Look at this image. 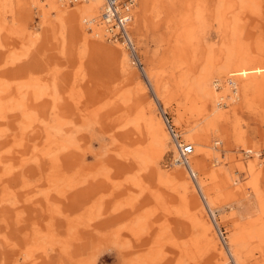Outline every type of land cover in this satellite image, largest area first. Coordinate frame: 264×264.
Returning <instances> with one entry per match:
<instances>
[{"label": "rangeland", "instance_id": "374dc122", "mask_svg": "<svg viewBox=\"0 0 264 264\" xmlns=\"http://www.w3.org/2000/svg\"><path fill=\"white\" fill-rule=\"evenodd\" d=\"M28 1L0 0V162L6 163L0 164V217L2 218L0 219V264H25L26 261L23 262L21 258L15 263L14 260L18 257L14 253L23 246L26 239L42 240L43 237L42 242L46 240V243L43 242L45 245H42L40 251L34 252L36 256L43 254L36 264H75L76 261L78 262L76 264L209 263V257L214 252L205 249L201 252L196 251H199L195 259L198 262L192 263L185 259L187 262L185 263L184 259L181 260V249L183 251L191 246L194 240L201 241L200 236H204L201 228L195 227L191 221L194 214L199 213L194 206L196 200L201 201L198 191L188 193L189 196L186 195L185 200V195L175 191L179 188L175 179H168L169 184L167 178H161V173L159 177L160 169L169 173L176 171L177 167L173 164L171 152L165 154L164 160L160 159L159 169L157 159L147 160V157L154 158V153H151V156L149 154L144 161L141 159V151L148 147L150 142H143L142 137L145 134L136 133L137 128L132 123L137 117L135 113L148 108V102L144 101V98L148 97L149 101L154 99L156 104L158 103L166 120L168 118L175 132L181 135L182 128L193 123L195 119L185 109L188 108L186 80L192 81L194 78L193 80L197 81L202 69L207 66V62L200 55L204 56L209 51L215 50L213 53L216 56L215 66H218L217 58L220 55L221 58H225V53L220 51L222 49L226 51V48L231 46L229 34L225 29L218 27L213 15L208 14L205 20L206 33L204 34L202 28L196 27L203 41H201L203 45L197 48L200 54L198 58L194 59L188 51H180V49L174 54L173 48L178 49V45L175 36H172L174 35V30L170 29L172 25L167 23L168 18L174 19V23L178 20L180 22V15L186 11L183 8L188 1L177 0V5H174L176 8H166L161 18L155 19L156 25L151 22L149 24L151 27L149 26L150 28L145 30L143 35L137 32L133 34L132 39L136 46L133 58L136 64L132 63L133 66L127 74L122 71L118 60L99 48L101 42L86 43L80 37L79 30L75 27L76 22L70 17L75 11L74 6L70 5V15L64 20L56 19L51 15L50 21L45 24L39 10L31 7ZM137 1L140 3V0ZM189 1L196 5L203 0ZM211 4L216 6L215 1ZM252 9L244 13L247 16L245 24L248 29L256 31L255 27L264 25V1ZM199 22L197 23L200 24ZM11 32L12 34L17 32L15 33L17 37ZM25 35H30V38L22 40V36ZM209 46L212 49L209 50ZM201 47H204L203 50H200ZM246 49L257 57L263 54L264 41H257V36L254 35L247 39ZM128 52L133 54L131 50ZM149 69L158 78V80L155 78L160 88L158 99L153 84L146 76L145 70ZM179 69L182 70H180L182 74L179 73ZM75 77L79 80L76 81ZM140 78L146 86L145 93L141 95L143 99L140 97L141 101L138 100L137 93V83ZM19 89L24 95L21 94L22 92L19 95ZM249 95L255 96L256 92L252 91ZM93 98L98 100L97 105L92 108L93 116L87 121L82 120L76 103L80 105L81 102L83 104ZM252 104L240 101L236 105L228 106L227 117L218 120L216 126L229 144L225 147L222 146L223 144L220 145L224 148V151L220 152L221 159L211 164L216 170L224 167L229 176L238 177L240 184L249 194L247 196L242 195L243 193L228 194L229 190L222 185L216 186L212 183L209 173L202 175L207 180L206 186L214 201L213 208L217 217L212 215L209 217L207 211L203 214H207V218L212 220L214 232L218 230V238L226 249L231 264H237L230 250L229 242L233 237L231 235L243 230L259 213L258 202L252 192L256 182L264 201V164L259 178L250 175L248 169L242 165L254 159L257 151H259L258 157L264 163V98H257ZM118 107L121 109L120 113L117 110L110 113L112 109ZM180 119L181 123H179ZM238 132L242 133L241 140ZM63 136H66V139ZM180 140H183V137H180ZM70 141L74 144L69 143ZM50 142L53 144L51 145ZM241 142L252 148L242 146ZM69 147L71 149H68ZM138 150H141L140 153ZM36 153L40 154V162L33 163L34 160L29 158ZM220 173L223 175L225 172L220 171ZM82 179L85 183L81 184ZM30 192L34 197L29 194ZM161 197L165 200L162 201L163 203ZM14 202H18L19 205ZM133 208L137 210L134 216L130 214ZM139 222L142 224L140 225ZM126 226H129V231ZM18 227L19 230H16ZM35 228L36 230L39 228V231H35ZM142 230L145 232L143 233ZM104 234L109 236H103ZM114 234L121 236L120 239ZM191 234H199V237ZM2 236L9 241L5 242ZM61 237L64 241L67 239L65 245ZM54 240L58 243L56 246ZM50 241L54 244L52 245ZM145 243L147 245H143ZM245 245L237 246L238 259L241 261L239 264L254 263L262 256L260 252H264V243L259 239H249ZM41 249H45L46 254L42 253ZM146 250L148 251L145 252ZM157 252L161 255L159 256ZM4 255L7 257L5 258ZM87 257L89 259L86 261Z\"/></svg>", "mask_w": 264, "mask_h": 264}, {"label": "bare ground", "instance_id": "6f19581e", "mask_svg": "<svg viewBox=\"0 0 264 264\" xmlns=\"http://www.w3.org/2000/svg\"><path fill=\"white\" fill-rule=\"evenodd\" d=\"M76 1H78V0H29L28 3L31 7L37 8L39 10V14L43 20V23H45V24L47 21H50L49 18L51 17V15H54V17L56 19L64 20L66 17H68L70 15V12H69L70 5L74 6L73 9H75V11L72 15H70V17L72 18V20L74 22H76L75 27L77 28V30H79L80 37L86 43L96 44V42H101L99 48L102 49L104 52H106L107 55L112 56L114 59L118 60V62L121 65L122 71L127 72V74H128V71H130L132 66H133L132 63L134 62L133 64H136L134 61V58H133V57H135L134 54L136 52V46L134 45V42L132 39L133 34H135V32H137L138 34L142 33V35H143V32H145V30L147 31L151 27L149 25L151 22L155 23V25L157 24L155 22V19L158 17L161 18V15L164 14V11L166 8H173L174 5H177V2H176L177 0H140V3H139V1L136 0V2L134 4L133 12L130 13V15H128L127 19L122 21L123 23H125V21L127 22L129 20H133L131 25H130V29H129L130 31H127L128 32L127 36H126L127 42L126 43H124V42L119 43L118 41L111 40L110 34L107 33V27L105 28L103 23H101L99 20L101 11H103V9L105 11V8H104L105 0H81L80 2H77V3H76ZM188 1L185 5V8H183L184 10L186 9L185 12L181 13V11L178 10L181 13L180 22L178 20L177 23H174L173 22L174 19H172L170 17L168 18L169 20L167 19L168 22L166 21L167 23L172 25V26H170V29L174 30V33H173L174 35H172V36H175V42L178 45L177 46L178 49L173 48V49H175L174 54H175L176 50L180 49V51L181 50H183L185 52L188 51L192 58H194V59L198 58V55H200V54L198 53L199 50L197 48L203 44L201 43L202 37H200V34L197 31L196 27L202 28V30L204 31V34L206 33L205 20H206L208 14L213 15L214 19L218 23V27L220 29H222V28L225 29V31L229 34L230 39H231V46L226 48V51H224L223 49L220 51L223 54L225 53V58H221V55L219 58H217V60L219 62L218 66H215L216 65V59H215L216 56L213 54V53H215L214 52L215 50L209 51L207 54H205L204 56L206 58L204 56L200 55L202 58H204L205 62H207L206 63L207 66H204V68L202 69L203 70L202 72L200 71L201 73H200L197 81H194L193 80L194 78L191 81L190 79H188L187 74L185 75L186 78L188 79V80H186V81H188V85H187L188 87L187 88L184 87V88H186V98H187V105L186 106L188 107L185 109H187V111L191 115H193L195 119H194L193 123H190V125H188L187 127L182 128L181 135L179 133L175 132V130L173 128L174 126L170 125L168 118H167L168 121L166 120L164 114L160 111V108L157 105L158 103L156 104L154 99L153 100L151 99L149 101L148 97L144 98L145 99L144 101L148 102V108L143 109V111L141 110V111H138L137 113H135V114H137V117L135 119V122L134 123L131 122V123L135 124V126L137 128L136 133L139 132V133L145 134V136L142 137V138H144L143 142H148V141L150 142L148 147L143 148L142 151L138 150V152L139 151L142 152V154H140V157H142L141 159H143V161H144V159L149 154L151 156V153H154V155H155V156L153 155L154 158L150 159L149 157H147L148 158L147 160L151 161L152 159H157L156 163H157V166L159 169L160 164H161L160 159L164 160L163 157L165 156V154L168 152H171L173 155L172 156L173 160H174L173 164L175 167H177L176 171L169 173L168 171L163 172L164 169H160L162 171H160V170L158 171L159 177H160V173H161V178H167V181H168V179H175L177 181L178 187H179L178 191L177 190H175V191L178 192V194H182L183 196L185 195V200H186V195H188V193H190V192H194V191L197 192L198 191L197 193L200 195L201 201L196 200L194 203L195 209L196 210L198 209L199 213L198 214L195 213L194 217H192L193 219L191 218V221L194 223L195 227L201 228V230H202L201 232L204 236H200V237H202V239L200 238L201 241H197V242L195 240L193 241V239H191L194 243L192 242L193 244L191 246L187 245L189 247H187L183 251L179 247L182 251V252L180 251L181 260L184 259V261H185V259H186L192 263L198 262L197 260L195 261V259L197 258V256H198L197 253L199 251L198 252H196V251L200 250V252H201L205 249V251L209 250V251H213L214 253L212 254V256L209 257V263L206 262L204 264H231L230 263V257L228 256L226 249L221 244L220 239L218 238V235H217L218 230H216L217 232H214V229H213L214 224H212L211 219L207 218V214L209 215V217H211V215L213 217H215L216 213H215V210L213 208L214 201L211 199V193H210L209 189H207V186H206L207 180L204 179V177H202V175L209 173L210 174L209 179L212 180V183L216 186L218 184H219V186L222 185L223 188L229 190V192L227 191L228 194L232 193V195H236L239 193H241V194L243 193L242 195H244V196H247L249 194V192L246 191V189H244L242 187V185L240 184L241 181L239 180L238 177H236L235 175L229 176V174L226 173L227 169L224 167L218 168V170H216V169H214L215 166H212L211 164L217 163L221 159L220 152L224 151V148H222L220 145L223 144L222 146L225 147L226 144L227 145L229 144V142H226V140L224 139L223 134L220 133V129H218L216 126L218 120H222L223 118L227 117L228 106L236 105L240 101L245 102V103L250 102V104H252L253 102L255 103L257 98H259V99L264 98V51H263V54H259L257 57H254L250 53V51L246 49L247 39H249L250 37H252L254 35L257 36V41H259V40L264 41V25L255 27L256 31L248 29L246 27V24H245V19L247 18V16H246V14L244 15L245 11L253 10L252 8H256L257 6L261 5V3L264 0H203L201 2H198V4H196V5L193 4V2H190V1L188 2ZM212 1H215L216 6H213L211 4ZM137 4H138V6H137ZM137 8H138V11H137ZM174 8H176V7H174ZM210 15H209V17H210ZM105 17L107 19H109L108 22H110L111 17L107 13V11H105ZM197 22H199L200 24H198ZM53 25H54V23H53ZM122 27H125V26H122ZM202 30L200 31L201 33H202ZM8 31H10V30H8ZM25 31L27 32V30H25ZM21 32L23 33V31H21ZM15 33H17V32H15ZM11 34H12V32H11ZM14 34H12V35H14ZM15 36H16V34H15ZM19 36H21V35L19 34ZM29 36L30 35H25L24 37L22 36V38H23L22 40L26 39L27 37L30 38ZM19 40H20V38H19ZM242 43H244L243 46H242ZM206 45H208V44H206ZM202 48H204V47H201L200 50H203ZM208 48H209V50L212 49V48H210V46ZM128 50L129 51L131 50L133 52V54H130L128 52ZM170 51H172V50H170ZM235 51H237V52L234 53ZM182 53H184V52H182ZM184 63H186V61H184ZM201 66H203V65L201 64ZM180 70L181 69H179V73H181ZM145 71H146L147 79L149 80V82L151 81V83L153 84V88L155 90L154 91L155 96L158 99V97L160 95V92H159L160 88H159V83L157 82V80H158L157 75H154L152 70H150V69L145 70ZM193 72H195V71H193ZM190 73H191V71H190ZM197 74H199V73H197ZM197 74H196V77L198 76ZM76 76H78V75H76ZM182 76H184V75H182ZM78 78H79V76H78ZM78 78H76L77 80L76 79L75 80L78 81L79 80ZM155 78L157 80H155ZM135 81L137 82L138 80L136 79ZM154 81H156L157 83ZM183 82H185V81H183ZM73 84H74V82H73ZM137 85H138L137 93L139 94L138 100L141 101L143 99L142 94L145 93L144 91L146 90V86H145V84L141 78L138 81ZM18 91H19V95H20V93L22 91H20V89ZM252 91L256 92L255 96L249 95V93H251ZM9 93H11V92H9ZM23 93L24 92H22L21 94L24 95ZM78 97L80 98V96H78ZM140 97L142 99H140ZM124 102H126V100ZM97 103H98V100H96L94 98L91 99V101H89V102L88 101L84 102L83 104L81 102L80 105L78 102L76 103L77 108H78L79 113H80L79 115H80L82 120L87 121V119H89L93 116L94 112H93L92 108H94L97 105ZM255 106H258V105H255ZM254 108H256V107H254ZM114 110L115 111L117 110V112H119L121 109H120V107L114 108L111 110L110 113H114ZM158 111H160V113ZM204 112H206V113L204 114ZM119 113H117V114H119ZM179 123H181V119L179 120ZM126 124H127V121H126ZM54 127H56V126H54ZM122 127H125V126H122ZM241 127L242 126H240V128ZM59 128H61V127H59ZM46 131H48V130H46ZM73 131H74V129H73ZM60 132H62V131L60 130ZM77 133H79V132H77ZM238 133L240 135L239 139L241 140L242 133H240V132H238ZM72 134H74V132ZM65 137L63 136V138H65ZM180 137H183V140H180ZM68 138H69V136H68ZM56 139H59V138H56ZM69 139H71V138H69ZM89 139H90V137H89ZM125 140H127V138H125ZM73 141H75V140H73ZM183 141L190 142V143H184ZM71 142L72 141H70L69 143H71ZM81 142H85V141H81ZM137 143L140 144L141 142H137ZM50 144H51V142H50ZM73 144L74 143L72 142V145ZM241 144H242V142H241ZM187 145H192L194 148L193 153L189 157H185L182 154L183 152L181 150L182 147H185ZM243 145L247 146L250 149L252 148L251 146L247 145L246 143H243L242 146ZM80 146H81V144H80ZM136 146H137V144H136ZM137 147H139V146H137ZM68 149H71V148L69 147ZM60 150H61V148H60ZM249 151H251V150H249ZM133 152H136V151H133ZM252 152L254 153V151H251V153ZM33 155H32L33 157H30L29 159L34 160V161H32L33 163L40 162L39 161L40 154L37 155V153H36ZM46 155H47V152H46ZM54 155H55V153H54ZM119 155L123 156L122 154H119ZM132 155H133V153H132ZM255 155H256L255 156L256 158L254 157V159L248 161V164L242 163V165L248 169V172L250 175H254L255 178H257V177L259 178V176L261 174L260 172L262 170L261 167L263 166L264 163L258 157L259 151H257ZM52 157L55 158L54 156H52ZM238 161L241 162V160H238ZM2 163H5V162L1 161L0 164H2ZM79 164H81V163H79ZM144 164H145V162H144ZM153 164H155V163H153ZM61 165H63V164H61ZM8 167H11V166H8ZM142 168H143V166H142ZM71 169H73V167ZM220 171L221 172L224 171L225 173H223V175H222L220 173ZM0 178H1V176H0ZM59 182H60V179H59ZM83 182L84 181L82 179L81 184ZM63 183H65V182H63ZM169 184H170V182H169ZM61 186H63V184ZM172 186L174 187V185H172ZM216 186H214V187H216ZM175 187H177V185ZM5 190H6V188H5ZM252 192H253V194H255V198L257 199V202L259 205L258 206V212L259 213H258V215L254 221H251L246 227L242 226V227H244L243 230H240V232L236 231V233L234 232V234L231 235L233 237L230 239V242H229L231 254L235 258V261L237 264H239V261H240L238 259L239 258V253H238L239 251H238V247H237L238 245L239 246L243 245V247L246 246L245 244L248 243L249 239H257V240L259 239L261 243H264V201H263L262 192L260 190L258 182H256L253 185ZM29 194L31 195V192ZM253 194H250V196ZM31 196L34 197V195H31ZM31 196H30V198H31ZM14 199H16V198H14ZM179 199H180V196H179ZM2 200H1V202H3ZM163 200L164 199L162 198L161 203H163L162 202ZM12 201H13V199H12ZM29 202L31 203V200ZM16 203L18 204V202H16ZM16 203L14 202V204H16ZM47 206H49V205H47ZM2 209H4V208H2ZM196 210H195V212H196ZM20 211H21V209H20ZM136 211L137 210L133 208V210L130 212V214H132V216H134ZM205 211H207V214H203ZM49 213H50V211H49ZM21 215H19V216H21ZM53 215H55V214H53ZM19 216H18V218H19ZM51 217H52V214H51ZM18 218H17V221H18ZM145 218H147V217H145ZM0 219H2V218L0 217ZM21 219H22V216H21ZM51 219H53V218H51ZM140 219H142L141 216H140ZM4 220H5V218H4ZM189 220H190V218H189ZM22 224H23V222H22ZM139 224H140V222H139ZM14 225H16V224H14ZM24 226H25V224H24ZM126 227L129 231V226H126ZM141 227H143V226H141ZM160 227H161V225H160ZM162 228H164V227H162ZM135 229H136V227H135ZM135 229H132V230H135ZM144 229H145V227H144ZM215 229H216V227H215ZM218 229H220L219 226H218ZM16 230H19V227ZM37 230L39 231V228ZM37 230L35 228V231H37ZM193 230L194 229H192V232H193ZM143 231L144 230H142V232ZM118 232L119 231H117V233ZM2 233H4V232H2ZM72 233H73V231H72ZM160 233H161V231H160ZM160 233H157V234H160ZM197 233H198V231H197ZM33 234H35V233H33ZM145 234H147V233H145ZM151 234H152V231H151ZM199 234H197L198 237H199ZM76 235L74 237H76ZM114 235L116 236L117 234H114ZM191 235H195V234H191ZM197 235H195V236H197ZM51 236L53 237L52 234H51ZM103 236H109V234H106V235L104 234ZM140 236H143V235L140 234ZM32 237H33V235H32ZM37 237H39V236H37ZM119 237H121V236H118L117 238L120 239ZM191 237H189L188 240H190ZM198 237L196 239H198ZM5 238L3 237V239H5ZM61 238L63 239V237H61ZM161 238H160V240H161ZM166 238H168V237H166ZM43 239H44V237H43ZM6 240L9 241L8 238L5 239V242H6ZM42 240H40L38 238H35L34 240L26 239L23 246L19 250H17L16 253H14L15 256L18 257L16 260H14V262L18 263L21 259H23L24 260L23 262L26 261L25 264H36L37 260L43 254H41L40 256H36V254H34V252H36L37 250L40 251L39 249L42 248V245H45L46 240L43 241V242H45L44 244H43ZM66 240L67 239H65V241ZM114 240H116V239H114ZM65 241L63 239L64 245H65ZM71 241L72 240H70V243H71ZM166 241H168V240H166ZM166 241H165V243H166ZM173 241H175V240L173 239ZM51 242L52 241H50V243ZM59 242L62 245L61 241H59ZM47 243H48V241H47ZM54 243H55V240H54ZM158 243L159 242H157V244ZM189 243H190V241H189ZM195 243H196V245H194ZM56 244H58V243H55L54 246H56ZM143 245H147V244L145 243ZM141 247H144V246H141ZM149 247H148V249H150ZM153 248H151V250ZM158 248H160V247H158ZM2 250H5V249H2ZM42 251H43L42 253L46 254L45 249H43ZM68 251H69V248H68ZM147 251L148 250H146L145 252H147ZM154 251H156V250H154ZM145 252H144V254H145ZM260 253L262 256L259 259H256L254 261V263H251V264H262L263 263L264 252H260ZM140 254H142V252ZM160 255L161 254H159V256ZM165 255H167V254H165ZM137 256H139V254ZM4 257H5V255H4ZM5 258H4V260H5ZM19 258H21V259H19ZM142 258H141V260H142ZM13 259H12V263H13ZM87 259H89V257L86 258V261H87ZM137 259H139V258H137ZM73 260L75 262V259H73ZM247 260H249V258H247ZM80 261H81V259H80ZM128 261H130V260H128ZM83 262H84V259H83ZM182 262L183 261H181V263ZM44 263H46V262H44ZM76 263H78V262L76 261ZM185 263H187V262L185 261ZM91 264H93V262H91ZM128 264H130V263H128ZM140 264H142V263H140ZM176 264H178V262H176Z\"/></svg>", "mask_w": 264, "mask_h": 264}, {"label": "built area", "instance_id": "2783aa9c", "mask_svg": "<svg viewBox=\"0 0 264 264\" xmlns=\"http://www.w3.org/2000/svg\"><path fill=\"white\" fill-rule=\"evenodd\" d=\"M135 2L136 0H105L104 8L110 15L111 20L108 22L109 19L105 17L104 9L101 11L99 20L105 28L107 27V33L110 34L111 40L119 43L127 42V31H130V25L133 20L125 21V23L122 21L127 19L128 15L133 12ZM181 150L185 157H189L193 153L194 148L192 145H187L182 147Z\"/></svg>", "mask_w": 264, "mask_h": 264}]
</instances>
